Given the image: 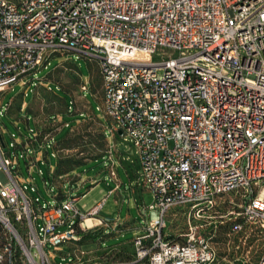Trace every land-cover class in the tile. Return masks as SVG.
Segmentation results:
<instances>
[{
    "label": "built area",
    "instance_id": "obj_1",
    "mask_svg": "<svg viewBox=\"0 0 264 264\" xmlns=\"http://www.w3.org/2000/svg\"><path fill=\"white\" fill-rule=\"evenodd\" d=\"M62 51L98 58L102 127L132 142L136 186L152 198L129 264H217L228 217L264 239V0H0V106L3 87L29 85ZM2 134L0 264H92L79 245L102 226L105 200L88 214L65 193L42 204L12 170L18 158L5 159ZM40 136L13 145L27 169L53 139ZM105 159L117 183L111 144ZM179 220L183 232H170Z\"/></svg>",
    "mask_w": 264,
    "mask_h": 264
},
{
    "label": "rangeland",
    "instance_id": "obj_2",
    "mask_svg": "<svg viewBox=\"0 0 264 264\" xmlns=\"http://www.w3.org/2000/svg\"><path fill=\"white\" fill-rule=\"evenodd\" d=\"M8 1L17 4L22 0ZM97 63L98 58L88 60V57L78 52L62 51L51 58L46 68L42 67L35 72L29 85L23 87L17 84L11 89H1L2 93H6L0 106L5 159L18 158L17 161L15 159L12 170H17L21 184L34 188L31 191L28 186V191L42 204H53L61 191L80 197L76 207L81 213L88 214L117 185L107 173H103L108 167L105 151L109 143L113 146L117 176L123 186L122 190L106 199L96 216L108 220L130 217L138 219L139 224L144 225L145 220L140 214H144L143 211L152 202V198L136 186L135 175L140 172L141 167L132 142L127 137L112 135L102 127L103 123L108 128L109 123L104 118L101 105L103 98ZM20 99L26 106L29 105L28 111L16 110ZM11 101L12 107L6 112L5 108ZM47 123L50 125H44ZM37 125L42 126V129ZM38 131H41L42 136L47 133L54 138L44 144L45 152L39 147L35 148L37 164L27 169L29 162L22 157L23 150L14 149L13 145L21 140L34 138V133ZM28 149L27 155L33 156V148ZM57 162L59 173H70L64 181L59 182L60 186L57 185L59 180L54 176ZM79 177L81 182L77 184ZM130 181L132 186H129ZM229 199L230 197L224 198L225 212L231 210L227 204ZM227 219L230 220L220 228L214 241L217 264H255L264 251V239L249 227L235 231L234 219ZM183 230L180 220L172 223L169 228L172 233ZM95 236H87L79 245L82 252H94L92 264H129L133 260V249L129 243L108 249L132 239V231L106 241L99 240L100 232ZM48 249L53 252V248ZM63 251L65 254L69 253L68 249ZM54 262L62 263V258L56 256Z\"/></svg>",
    "mask_w": 264,
    "mask_h": 264
},
{
    "label": "crops",
    "instance_id": "obj_3",
    "mask_svg": "<svg viewBox=\"0 0 264 264\" xmlns=\"http://www.w3.org/2000/svg\"><path fill=\"white\" fill-rule=\"evenodd\" d=\"M14 100V99H13ZM12 100V101H13ZM103 100V99H102ZM12 101L8 104L9 105V109H8V111H10V109H11V107H12ZM101 105H102V103H101ZM29 106V105H28ZM28 106H26L22 101H21V99L19 100V105H18V107L16 108V110H19V111H24V112H26V111H28ZM89 106V105H88ZM15 111V110H14ZM89 111H90V108H89ZM13 112V111H12ZM44 125H50V123H47V124H44ZM38 127H40L41 129H42V126H40V125H37ZM42 131V130H41ZM41 131H40V133H41ZM60 131V130H59ZM39 132V131H38ZM43 137H47V138H54V136H51V135H49V134H47V133H44L43 134ZM108 143V142H107ZM109 144V143H108ZM103 173H107L108 175H109V173H108V167L107 168H105V170L103 171ZM109 177H110V175H109ZM111 178V177H110ZM112 179V178H111ZM116 179H117V185L115 186V190H113V189H111V190H109V193H108V195H107V197L106 198H103V200H105V202H106V199L110 196V195H112V194H114L115 192H118V191H120V190H122V186H123V184L120 182V180L118 179V176L116 177ZM113 180V179H112ZM114 181V180H113ZM115 182V181H114ZM132 186L133 184H132V182L130 181L129 182V186ZM137 187H140V186H137ZM141 189H142V192H146L147 194H150L149 192H147L146 190H144L142 187H140ZM102 200V201H103ZM105 202H104V204H105ZM100 203V202H99ZM99 203H97L96 204V206L99 204ZM101 211V210H100ZM99 211V212H100ZM143 215H142V213L140 214L142 217H143V219H144V216H145V212L143 211ZM98 215H99V213H98ZM96 218L97 219H99L101 222H102V226L97 230V232H95V233H91V234H96L97 235V233L98 232H100V237H98L99 238V240H101L102 239V241H106V240H109V239H111L112 237H120V236H122L123 235V233L124 232H126V231H132V233H133V236H134V234L138 231V230H140L144 225H140L139 224V220L138 219H130V217L129 218H126V219H123V220H121V219H119V218H116V219H112V220H108V219H100V218H98L97 216H96ZM104 225V226H103ZM91 234H88V235H86L85 236V238L87 237V236H91L92 238L95 236V235H91ZM105 240H104V239ZM85 240V239H84ZM126 243H129V244H131V246H132V239H130L129 241H127V242H125V243H120V244H117V245H115V246H112V247H110V248H108V249H113V248H116V247H118V246H120V245H123V244H126ZM133 249V248H132ZM99 252V251H98ZM97 252V253H98Z\"/></svg>",
    "mask_w": 264,
    "mask_h": 264
},
{
    "label": "trees",
    "instance_id": "obj_4",
    "mask_svg": "<svg viewBox=\"0 0 264 264\" xmlns=\"http://www.w3.org/2000/svg\"><path fill=\"white\" fill-rule=\"evenodd\" d=\"M96 69H97V67H96ZM77 71V70H76ZM97 71H98V69H97ZM98 74H99V72H98ZM77 75H78V77L81 79V77H80V75H79V73L77 72ZM99 80H100V84H101V76H100V74H99ZM54 94V93H53ZM55 95V94H54ZM56 96V95H55ZM58 97V96H57ZM60 98V97H59ZM60 99H62V98H60ZM63 100V99H62ZM64 102H65V105H66V107H67V103H66V101L64 100ZM9 112V111H8ZM39 138H43V136L41 135ZM98 161V160H97ZM70 175V173H59L58 172V162H57V167H56V170H55V172H54V176H55V178H59V177H68ZM55 180V179H54ZM58 198H62V192L60 191V193L58 194ZM91 235H96V234H91ZM96 237V236H95Z\"/></svg>",
    "mask_w": 264,
    "mask_h": 264
},
{
    "label": "bare ground",
    "instance_id": "obj_5",
    "mask_svg": "<svg viewBox=\"0 0 264 264\" xmlns=\"http://www.w3.org/2000/svg\"><path fill=\"white\" fill-rule=\"evenodd\" d=\"M92 223H93V221H91V220H87V222H86V224H87L88 226H90Z\"/></svg>",
    "mask_w": 264,
    "mask_h": 264
},
{
    "label": "water",
    "instance_id": "obj_6",
    "mask_svg": "<svg viewBox=\"0 0 264 264\" xmlns=\"http://www.w3.org/2000/svg\"><path fill=\"white\" fill-rule=\"evenodd\" d=\"M120 134V133H119Z\"/></svg>",
    "mask_w": 264,
    "mask_h": 264
}]
</instances>
